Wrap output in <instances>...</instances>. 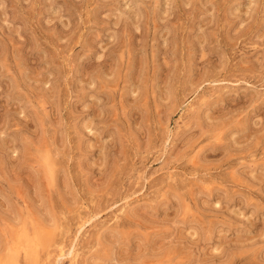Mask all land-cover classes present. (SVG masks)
Wrapping results in <instances>:
<instances>
[{
	"label": "rangeland",
	"instance_id": "374dc122",
	"mask_svg": "<svg viewBox=\"0 0 264 264\" xmlns=\"http://www.w3.org/2000/svg\"><path fill=\"white\" fill-rule=\"evenodd\" d=\"M0 264H264V0H0Z\"/></svg>",
	"mask_w": 264,
	"mask_h": 264
}]
</instances>
